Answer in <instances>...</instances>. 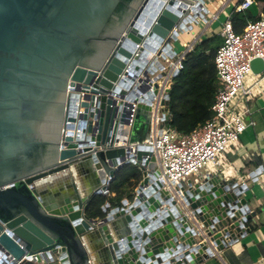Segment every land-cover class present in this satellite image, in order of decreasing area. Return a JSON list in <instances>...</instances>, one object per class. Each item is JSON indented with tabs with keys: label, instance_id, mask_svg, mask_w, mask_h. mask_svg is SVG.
<instances>
[{
	"label": "water",
	"instance_id": "1",
	"mask_svg": "<svg viewBox=\"0 0 264 264\" xmlns=\"http://www.w3.org/2000/svg\"><path fill=\"white\" fill-rule=\"evenodd\" d=\"M205 1L0 0L4 262L37 255L41 263L43 252L61 264H93L97 239L106 264H201L212 247L223 250L247 235L254 215L241 196L247 185L210 174L168 190L157 180L152 147L132 143L136 126L125 130L133 102L136 119L153 115L163 74L146 60L171 54ZM251 68L263 72V60ZM170 94L167 88L161 112ZM170 126L167 117L161 127ZM129 163L142 172L134 199L107 205L102 220L90 218V202L108 194Z\"/></svg>",
	"mask_w": 264,
	"mask_h": 264
},
{
	"label": "built area",
	"instance_id": "2",
	"mask_svg": "<svg viewBox=\"0 0 264 264\" xmlns=\"http://www.w3.org/2000/svg\"><path fill=\"white\" fill-rule=\"evenodd\" d=\"M254 2L255 0H243L235 6V10L237 12L249 10ZM206 11L204 4L200 11V17L193 21L191 26L198 23L207 24ZM220 34L223 36L224 42L215 56L220 85L212 106L214 118L190 134L180 133L171 126L168 129L162 128L161 126L165 124L167 117L170 121L171 114L169 110L164 113L161 112V109L163 108L162 101L165 91L167 88H171L175 72H180L184 68L183 61L187 53L192 50V46L187 47L182 52H177L172 47L171 54L163 51L157 56L158 61L154 59L146 60V68L156 67L155 73L163 74L158 81V95L153 101V115L151 117L141 115L136 119L138 102H133L131 122L125 130L128 134L132 127L136 126L138 128L136 137L132 139V143L137 144L135 139L140 138L141 140L144 133V121H148V118L152 121L153 137L148 142L141 140V143L152 147L157 162V180L168 190L176 191V186L198 174L201 177L212 174L208 172V169L211 166L217 167L220 164V156L235 147L249 127V124L244 120V114L235 111L233 103L240 94L249 96L252 93L251 89L245 87V78L252 72L251 62L256 58H260L264 62V16L257 21L248 22L241 33H236L231 18L227 17L222 24ZM131 90L129 89L128 93ZM79 104L78 101L77 106ZM76 113L78 114L79 111H76ZM141 118H143V122H140ZM141 127L143 129L140 131L139 128ZM205 170L207 172L203 174ZM261 174L264 182V169L262 168L252 175L253 180L257 181L258 176ZM242 185L246 186V184ZM247 213H250V209ZM240 237L233 243L227 244L226 247L238 242ZM39 255L41 263L59 260L58 257L52 260L43 252ZM215 255V251L212 250L210 257ZM29 260L39 263L37 255H33ZM0 264L10 263L4 262L3 256L0 255Z\"/></svg>",
	"mask_w": 264,
	"mask_h": 264
},
{
	"label": "crops",
	"instance_id": "3",
	"mask_svg": "<svg viewBox=\"0 0 264 264\" xmlns=\"http://www.w3.org/2000/svg\"><path fill=\"white\" fill-rule=\"evenodd\" d=\"M240 0H206L205 16L207 24L198 23L189 31L182 32L177 42L172 44L177 52L192 48L201 40L212 34H220L223 22L231 16ZM249 11L255 17L264 16V1L255 0ZM201 22V21H200ZM207 30V31H206ZM190 32L192 34H190ZM187 36V37H185ZM245 87L252 90L249 96L239 95L233 103L235 111L244 114V120L249 127L241 136L238 144L227 153L220 156V164L211 166L208 172L220 175L226 181H232L238 186L246 184L241 196L248 203L251 218L245 226L249 229L247 235L240 237L235 244L215 251L216 255L204 260L201 264H264V182L262 174L254 181L252 174L258 169H264V74L253 71L245 78ZM207 171H203V174ZM200 174L191 179H199ZM85 177L76 175V181L85 184ZM91 257L93 264H106L107 253L100 247L97 239L91 241Z\"/></svg>",
	"mask_w": 264,
	"mask_h": 264
},
{
	"label": "trees",
	"instance_id": "4",
	"mask_svg": "<svg viewBox=\"0 0 264 264\" xmlns=\"http://www.w3.org/2000/svg\"><path fill=\"white\" fill-rule=\"evenodd\" d=\"M243 0H240V2ZM264 1V0H263ZM236 33H241L250 21H257L249 10L237 12L230 16ZM221 34H212L198 42L183 61L184 68L174 77L168 110L171 114V127L183 134H190L214 118L212 106L219 88L215 56L223 44ZM142 180L140 168L129 163L117 171L115 179L109 184L108 194L96 195L90 202L87 215L102 220L107 212L104 208L120 207L125 199L133 200L135 191ZM21 264H61L59 260L50 263H38L31 260Z\"/></svg>",
	"mask_w": 264,
	"mask_h": 264
},
{
	"label": "bare ground",
	"instance_id": "5",
	"mask_svg": "<svg viewBox=\"0 0 264 264\" xmlns=\"http://www.w3.org/2000/svg\"><path fill=\"white\" fill-rule=\"evenodd\" d=\"M140 122H143V118H141ZM151 123H152V121H144V123H143L144 133H143L141 140L144 142L150 141L153 137ZM141 140H140V138H137V139H135V142L141 143Z\"/></svg>",
	"mask_w": 264,
	"mask_h": 264
},
{
	"label": "rangeland",
	"instance_id": "6",
	"mask_svg": "<svg viewBox=\"0 0 264 264\" xmlns=\"http://www.w3.org/2000/svg\"><path fill=\"white\" fill-rule=\"evenodd\" d=\"M190 34H192V33L190 32ZM185 37H187V36H185Z\"/></svg>",
	"mask_w": 264,
	"mask_h": 264
}]
</instances>
